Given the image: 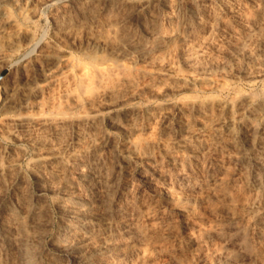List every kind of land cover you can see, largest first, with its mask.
Listing matches in <instances>:
<instances>
[{
    "label": "rangeland",
    "instance_id": "rangeland-1",
    "mask_svg": "<svg viewBox=\"0 0 264 264\" xmlns=\"http://www.w3.org/2000/svg\"><path fill=\"white\" fill-rule=\"evenodd\" d=\"M83 1L0 0V223L8 208L41 209L30 219L38 264H95L124 253L126 264H264V193L263 223L250 207L220 202L201 211L219 233L196 246L187 235L192 224L177 219L156 228L163 246L151 247L149 259L88 248L90 260L79 263L51 244L63 221L65 180L92 204L110 196L144 207L154 188L165 189L182 170L206 175L212 160L255 197L240 172L257 148L243 121L234 125L235 137L229 132L224 100L264 83V0H163L147 16L136 5ZM125 36L135 44L117 60L113 48ZM95 113L93 121L81 118ZM19 116L29 117V126L13 120ZM101 227L95 242L106 236ZM157 231L147 228V239ZM21 256L0 242V264Z\"/></svg>",
    "mask_w": 264,
    "mask_h": 264
},
{
    "label": "bare ground",
    "instance_id": "bare-ground-1",
    "mask_svg": "<svg viewBox=\"0 0 264 264\" xmlns=\"http://www.w3.org/2000/svg\"><path fill=\"white\" fill-rule=\"evenodd\" d=\"M79 1L81 3L84 2L83 0ZM91 1L85 4H89ZM162 1L103 0L105 7L136 5V10L145 16L150 15ZM221 4L224 6V1L221 0ZM114 25L116 24L111 23L110 29ZM147 34L152 37L155 35L153 31H150V33L148 31ZM134 44L135 39L132 37L125 36L120 38L117 46L113 48L115 58L118 60L119 57L125 54L124 49L130 48ZM193 48L195 49L196 46ZM197 49H195L196 55L199 54ZM191 52H193L192 49ZM93 71L99 77H102L104 73L98 69ZM230 98L224 100V107L230 111L229 117L227 116L230 120L229 132L234 136L236 134L234 125L243 121L247 127L245 130H248L249 134H251V145L257 148L256 153L253 151L255 153L254 156L248 155L244 158L242 162L243 169L240 172L241 183L243 182L246 187L251 186L255 191V197L253 195L251 199L247 198L250 195H246L245 186L240 185V188H236L232 184L233 182L227 179L228 169L225 164L222 161L212 160L208 162V165L206 164V175H197L194 170L186 169L171 179L169 178L170 183L168 186L166 185L165 189L155 190L154 188L151 198L147 204H144V207L137 203L127 207L122 202L115 203L114 200L110 199V196H105L101 204H92L70 192L69 181L65 180L62 189L66 197L58 201V210L63 221L51 244L62 254L72 253L74 259L79 263L90 260L88 248L97 253L119 252L120 254V252L128 250L130 253H136L138 260H142L151 257V247L160 246L163 232L157 231L156 228L164 227L166 229L177 219L187 225L191 223L193 231L187 233L188 239L196 246L203 245L206 242V238L213 233H219L221 227L216 222L214 224L206 223L201 211L207 207H209L207 208L208 210L212 211L213 207L219 205L218 203L220 202L241 203L244 207H250L252 212H254V218L262 222L263 212L260 208L262 199H259L264 193V83L259 89H251L247 92L239 91ZM204 99H195L193 101L194 106L204 103L208 98L205 97ZM119 102L117 98L112 100V103L116 106L119 105ZM98 117V113L81 116L86 121H93ZM13 120H18L25 127L31 123V119L24 116H19ZM185 127L182 126L184 129ZM185 131L188 132L187 130ZM98 171L99 169L97 170L95 166H90L88 173L93 179H96L99 178L100 173ZM159 175L158 178L160 177ZM78 177L80 178V176ZM78 182L77 180L76 184ZM121 197L122 195L120 194L119 198ZM155 203H159L157 207ZM40 212L41 209L36 207H29L24 211L18 208H8L3 212V218L0 223V242L6 243L10 248L14 247L19 255H22L13 264H38L36 251L30 244L34 240L33 237H35L30 219L35 218ZM146 218L151 219V222L148 227H143ZM100 226L102 227L99 230L106 236L101 241L95 242L94 238L98 235L96 229ZM149 227L152 231L157 232L155 235L150 234V239H147V228ZM260 237L263 238L262 240L260 239L262 241L261 245H264V228H261ZM122 255L125 256L115 257L112 261L99 260L95 264H126L129 260L126 258L127 253Z\"/></svg>",
    "mask_w": 264,
    "mask_h": 264
}]
</instances>
